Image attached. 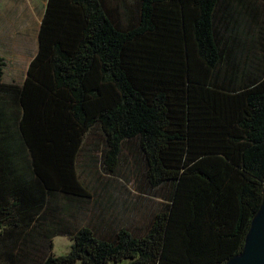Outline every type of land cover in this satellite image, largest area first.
Returning <instances> with one entry per match:
<instances>
[{"label":"trees","instance_id":"16d2710c","mask_svg":"<svg viewBox=\"0 0 264 264\" xmlns=\"http://www.w3.org/2000/svg\"><path fill=\"white\" fill-rule=\"evenodd\" d=\"M125 1L48 0L22 84L0 56L6 264H35L36 241L59 235L69 252L36 264H224L242 249L264 185V0ZM93 129L108 172L130 147L144 189L167 190L142 233L70 226L54 203L90 196L77 159Z\"/></svg>","mask_w":264,"mask_h":264},{"label":"rangeland","instance_id":"374dc122","mask_svg":"<svg viewBox=\"0 0 264 264\" xmlns=\"http://www.w3.org/2000/svg\"><path fill=\"white\" fill-rule=\"evenodd\" d=\"M45 1L0 0V53L6 58L4 79L8 82L23 78L24 68L17 64H22L35 52L36 35ZM111 1L119 3V0H109ZM131 1L126 0L124 6H131ZM123 4L120 13H123ZM103 148V134L100 131L99 135L97 129H93L87 135L78 155V175L87 186L90 196L64 200L58 195L54 203L60 208L67 207L65 217L70 226H89L103 235H110L120 227L142 233L148 225L151 213L161 202L162 193L166 194L167 190L160 189L155 195L144 189L143 161L137 151L130 147L119 155L115 172H108L102 162ZM39 242L37 245L36 241L33 250H30L31 260L36 261L35 264L49 253L56 256L68 253L73 243L64 235ZM15 252L16 249H13L12 253ZM1 259L3 258L0 256ZM3 264H6L4 259Z\"/></svg>","mask_w":264,"mask_h":264},{"label":"water","instance_id":"95a60500","mask_svg":"<svg viewBox=\"0 0 264 264\" xmlns=\"http://www.w3.org/2000/svg\"><path fill=\"white\" fill-rule=\"evenodd\" d=\"M261 193V202L250 220L242 249L224 264H264V185Z\"/></svg>","mask_w":264,"mask_h":264},{"label":"crops","instance_id":"0c3cea01","mask_svg":"<svg viewBox=\"0 0 264 264\" xmlns=\"http://www.w3.org/2000/svg\"><path fill=\"white\" fill-rule=\"evenodd\" d=\"M47 1H45V6H44V9L42 11V16H41V19H40V23H39V27H38V30H37V35H36V49H35V52L27 59H25L22 64L18 62L17 66L20 65V67H23L24 68V74H23V78L20 80V81H16V79L14 80H10L9 82L6 81L4 79V74H5V67H6V58L4 57V55L2 53H0V56L4 58L5 60V67H4V74H3V81L5 83H15V84H22L27 76V71H28V68H29V64L30 62L32 61V59L34 58V56L36 55L37 51H38V46H39V41H38V32H39V28H40V25H41V20H42V17H43V14H44V11H45V8H46V5H47ZM24 58V56L22 57ZM19 61H22V60H19ZM23 65V66H22Z\"/></svg>","mask_w":264,"mask_h":264}]
</instances>
